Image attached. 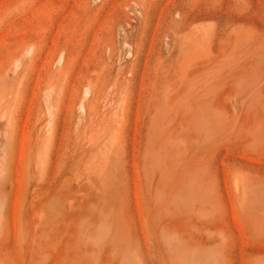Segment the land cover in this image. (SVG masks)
<instances>
[{"label": "rangeland", "instance_id": "rangeland-1", "mask_svg": "<svg viewBox=\"0 0 264 264\" xmlns=\"http://www.w3.org/2000/svg\"><path fill=\"white\" fill-rule=\"evenodd\" d=\"M0 264H264V0H0Z\"/></svg>", "mask_w": 264, "mask_h": 264}, {"label": "bare ground", "instance_id": "bare-ground-1", "mask_svg": "<svg viewBox=\"0 0 264 264\" xmlns=\"http://www.w3.org/2000/svg\"><path fill=\"white\" fill-rule=\"evenodd\" d=\"M2 90V89H1ZM2 92V91H1Z\"/></svg>", "mask_w": 264, "mask_h": 264}]
</instances>
